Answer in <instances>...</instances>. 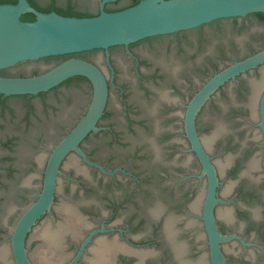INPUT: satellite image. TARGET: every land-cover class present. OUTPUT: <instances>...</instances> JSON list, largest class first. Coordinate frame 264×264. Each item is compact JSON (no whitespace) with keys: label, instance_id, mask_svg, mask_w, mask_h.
<instances>
[{"label":"flooded vegetation","instance_id":"af4514ba","mask_svg":"<svg viewBox=\"0 0 264 264\" xmlns=\"http://www.w3.org/2000/svg\"><path fill=\"white\" fill-rule=\"evenodd\" d=\"M36 1L92 14L104 2ZM136 1L106 0L104 9ZM263 48L264 13L255 12L91 51L86 59L107 78V105L98 130L80 143L88 161L76 152L64 159L50 209L26 233L31 264H264V62L221 85L196 116L217 175L215 253L205 217L209 180L185 126L187 104L208 79ZM43 60L8 67L5 76L55 63L35 64ZM15 96L0 94V264H18L14 227L42 190L52 150L89 105L64 107L80 95L61 88L62 110L34 121L38 98L47 104L51 96Z\"/></svg>","mask_w":264,"mask_h":264},{"label":"water","instance_id":"95a60500","mask_svg":"<svg viewBox=\"0 0 264 264\" xmlns=\"http://www.w3.org/2000/svg\"><path fill=\"white\" fill-rule=\"evenodd\" d=\"M105 1L101 4L99 14L90 17L63 16L55 11L41 12L35 9L29 0L0 4V70L48 56L108 49L146 36L195 27L218 18L264 13V0H142L131 7L113 12L104 9ZM26 12L35 13L36 20L23 21L21 16ZM263 62L264 48L234 61L213 74L187 104V134L209 180L205 217L214 234V253L218 251V246L211 211L215 202L217 175L211 157L198 135L196 116L202 105L221 85ZM47 63L49 62L46 60L35 62L37 65ZM74 76L87 78L92 86V94L88 96L84 88L76 84L75 90L80 96H75L73 101L69 100L64 107L84 109L88 102L89 105L78 122L52 150L46 165L42 190L14 227L12 249L18 264H31L24 247V239L31 226L50 209L64 159L76 152L88 161L80 143L90 132L98 130L99 121L107 105L109 87L100 67L78 56L69 57L46 71L31 76L0 74V94L5 95L39 94ZM113 95L112 106H118L119 97L115 92ZM48 100V103L44 104V100L38 98L39 110L32 116L34 121L39 117L49 120L62 110V101L56 95H52ZM261 119L264 128V94L261 97ZM207 143L214 151L215 145L210 140ZM11 154L14 155L13 152ZM8 162L11 163V160ZM38 183L39 181L33 182L34 185ZM13 204L23 206V202ZM67 220L69 225H73L77 219L67 212ZM43 234L55 241L48 231H43ZM6 249L10 260L11 248L6 245Z\"/></svg>","mask_w":264,"mask_h":264},{"label":"trees","instance_id":"16d2710c","mask_svg":"<svg viewBox=\"0 0 264 264\" xmlns=\"http://www.w3.org/2000/svg\"><path fill=\"white\" fill-rule=\"evenodd\" d=\"M17 2H18V0H0V4H3V3H17ZM29 2L38 11H41V12H52V10H55V12H57L58 14L63 15V16L90 17V16H95V15L99 14V12L96 13V14H92V13H88V12H79V11H75L74 9H72L70 7L69 8H56L54 5H52V3L41 4V3H38V1H36V0H29ZM137 2L138 1H136L135 3H133L131 5L120 6L118 8H112V9L107 8V11L113 12V11L122 10V9H125V8H128V7H131V6L135 5ZM21 19L23 21H34V20H36V14L33 13V12H26V13L22 14ZM94 50H96V49H94ZM94 50H86V51H82V52H76V53L64 54V55L48 56V57H45V58H42V59H45L48 62L55 61L54 65H56V64L62 62L63 60H65V59H67L69 57H72V56H78V57L87 58L89 53L91 51H94ZM6 70H7V68L1 69L0 70V74L6 75ZM85 80L89 81L84 76H74V77H71V78L65 80L60 85H58V86H56V87H54V88H52V89H50L48 91L40 92L39 95H45V96L58 95V93H60V91H61V88H64V87L67 90V94L70 95L72 93L73 89H75V85L76 84H80L81 85L82 82H84ZM91 89H92V86L90 84H88L87 88L84 89L85 93L88 94V96H91V91H90ZM15 97L23 99V94H20V95L15 96ZM84 113H85V111H84Z\"/></svg>","mask_w":264,"mask_h":264}]
</instances>
